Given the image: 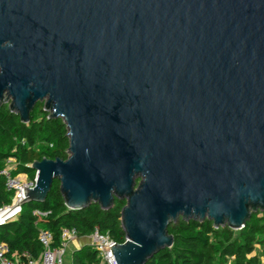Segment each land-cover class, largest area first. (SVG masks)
I'll list each match as a JSON object with an SVG mask.
<instances>
[{
    "label": "water",
    "instance_id": "water-1",
    "mask_svg": "<svg viewBox=\"0 0 264 264\" xmlns=\"http://www.w3.org/2000/svg\"><path fill=\"white\" fill-rule=\"evenodd\" d=\"M38 102L69 157L33 161L24 199L59 180L69 209L125 201L117 264L171 248L180 219L264 211V0H0V108L28 123Z\"/></svg>",
    "mask_w": 264,
    "mask_h": 264
},
{
    "label": "trees",
    "instance_id": "trees-1",
    "mask_svg": "<svg viewBox=\"0 0 264 264\" xmlns=\"http://www.w3.org/2000/svg\"><path fill=\"white\" fill-rule=\"evenodd\" d=\"M69 136L61 117H51L38 102L31 112V120L23 123L20 116L11 111L8 104L0 108V170L9 158L16 163L15 173L26 172L34 176L30 164L43 157L67 159ZM11 192L5 188V178L0 174V205L9 203ZM126 202L115 200V205L104 210L97 203L82 209H69L60 188L53 187L45 201L28 202L20 217L0 226V241L8 243L11 252L29 251L38 256L42 245L38 239L41 228L53 232L55 243H60L63 228L75 227L80 235L96 228L118 242L126 239L121 226V210ZM38 209L45 216L34 214ZM253 214V213H252ZM260 217L251 215L241 234L235 237L228 226L214 227L213 222L197 219L183 220L169 225L175 237L174 245L159 251L146 264H256L261 255L254 253L259 236L264 233ZM217 238L215 244L211 237ZM101 262L97 249L90 245L77 248L72 253V264Z\"/></svg>",
    "mask_w": 264,
    "mask_h": 264
},
{
    "label": "built area",
    "instance_id": "built-area-1",
    "mask_svg": "<svg viewBox=\"0 0 264 264\" xmlns=\"http://www.w3.org/2000/svg\"><path fill=\"white\" fill-rule=\"evenodd\" d=\"M12 159V160H11ZM16 163L14 158H9L6 165L0 170V174L5 178V188L11 192L9 203L0 205V226L8 222L17 220L26 203L24 188H32L37 181V172L34 176L29 173H15ZM35 215L45 216V212L38 209L34 210ZM79 238H84V245H90L99 251L101 262L91 264H117L114 255H111L110 243L118 241L109 237L107 234L100 232L97 228L86 235H80L79 230L75 227H65L61 231L60 243H55V237L51 230L41 228L38 239L42 245V250L38 256L32 255L29 251L11 252L8 243L0 241V264H65V255L70 244ZM126 240V239H125ZM124 240V241H125ZM123 241V242H124ZM107 246V247H105ZM256 264H264V255Z\"/></svg>",
    "mask_w": 264,
    "mask_h": 264
},
{
    "label": "rangeland",
    "instance_id": "rangeland-1",
    "mask_svg": "<svg viewBox=\"0 0 264 264\" xmlns=\"http://www.w3.org/2000/svg\"><path fill=\"white\" fill-rule=\"evenodd\" d=\"M54 187L55 188H58V187L60 188V181L59 180H56L54 182ZM252 215H254L255 217L256 216L260 217L262 219L261 222L264 223V211H256V212H253ZM234 231H235V237L241 234L240 229L239 230L238 229H234ZM211 238L214 241V243L216 244L217 243V238L215 236H213ZM78 247H79V245L73 244V245H71V247H69L67 249V253L65 255V264H72V253L75 250L74 248L77 249ZM254 253H258L260 255H264V233L259 236V242L256 243ZM227 264H231L230 260H228Z\"/></svg>",
    "mask_w": 264,
    "mask_h": 264
},
{
    "label": "crops",
    "instance_id": "crops-1",
    "mask_svg": "<svg viewBox=\"0 0 264 264\" xmlns=\"http://www.w3.org/2000/svg\"><path fill=\"white\" fill-rule=\"evenodd\" d=\"M85 242L84 238H79L78 240H76L75 242L71 243L69 247H71V245L76 244L79 245L78 248L82 247L83 243ZM76 250V248H74Z\"/></svg>",
    "mask_w": 264,
    "mask_h": 264
}]
</instances>
